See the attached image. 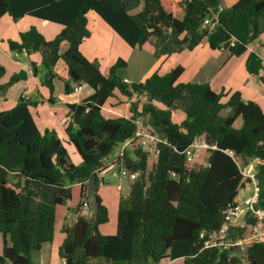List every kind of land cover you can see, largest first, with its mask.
Instances as JSON below:
<instances>
[{"label":"trees","instance_id":"1","mask_svg":"<svg viewBox=\"0 0 264 264\" xmlns=\"http://www.w3.org/2000/svg\"><path fill=\"white\" fill-rule=\"evenodd\" d=\"M223 0H0V18L9 13L15 20L31 15L61 24L62 30L47 39L36 26L10 39L11 50L38 51L45 69L44 83L54 101L55 71L59 59L68 66L70 82L88 84L94 93L88 99L69 105L68 142L81 156L72 161L67 147L55 130L41 131L32 108L39 100L21 97L16 106L0 111V234L4 248L0 264H34L45 243L53 242L57 208L72 197V186H82V201L89 179L105 159L134 136V119L143 117L151 130L167 142L160 143L159 155L151 162L146 150L130 146L124 150L123 165L139 176L121 196L114 234H102L99 225L109 221L107 206L98 192V211L79 215L65 227L60 246L64 264H171L183 257L184 264H264V243L255 242L245 257L231 249H203V230L218 229L223 210L232 202L241 184L235 160L224 149L234 150L241 162L258 157L261 195L264 207V111L258 103L243 100L239 91L216 92L208 83L179 82L183 68L166 74L154 72L143 81H124L119 59L101 70V59H88L81 44L90 36L88 12L97 13L127 43L158 58L184 49H193L204 38L214 50L227 49L232 55L248 52L249 45L264 31V0H238L218 14L213 29L203 26L208 14L218 10ZM68 45L62 52L63 45ZM251 74L264 73L262 58L249 51L246 60ZM0 64V79L5 75ZM26 71L13 74L7 85L23 80ZM118 89L129 97L146 95L131 103V117L106 118L105 101ZM228 96L225 100L224 98ZM185 114L174 120L176 111ZM223 111H226L224 114ZM241 119V125L234 124ZM204 135L217 149L207 151L206 164L192 169L183 151ZM143 173L145 179H141ZM148 180V182L146 181Z\"/></svg>","mask_w":264,"mask_h":264},{"label":"crops","instance_id":"2","mask_svg":"<svg viewBox=\"0 0 264 264\" xmlns=\"http://www.w3.org/2000/svg\"><path fill=\"white\" fill-rule=\"evenodd\" d=\"M236 1L238 0H223L222 4L224 7H229ZM31 26H36L47 39L56 37L63 28L61 24L31 15H24L15 20L9 13H5L0 18V64L5 67L6 71L0 79V111L9 110L16 106L21 97L39 100L40 103L32 108L37 126L41 131L55 130L63 143L65 142L64 145L67 147L72 161L78 164L82 160L81 156L75 146L68 142L69 137L66 132L67 124L71 121L69 105L88 99L93 95L94 89L88 84H83L82 90H76L77 84L71 81V91L66 92L65 84L70 80L69 70L65 61L59 59L55 67L58 74L55 80V100L50 101V90L44 83L45 69L42 65L41 53L38 51L11 50L9 46L8 41L10 39L20 41V34ZM88 27L91 34L81 44V51L90 60L100 58L103 72L119 59H122L126 66L122 68L124 72L120 71V73L132 83L143 81L154 72L166 74L171 69L181 66L183 72L179 82L208 83L216 92L224 90L233 93L239 91L243 100L255 101L264 111V73L251 74L246 66L249 51L256 52L264 64V31L249 45L248 52L240 56L232 55L227 49L214 50L210 48L207 38H204L193 49H184L181 52L156 58L138 46H131L92 10L88 12ZM67 46L66 44L63 45L62 52L67 49ZM131 67L136 69V74L133 73V68L129 70ZM22 70L27 72V77L7 85L10 77ZM227 98L228 96L224 99ZM135 100V96L129 97L115 89L113 95L102 106V114L106 118L131 117V103ZM176 115H179L178 121L180 122L185 118V114L179 110L174 114V120ZM236 122H240L241 125L240 118ZM203 154L207 159V153L203 152ZM204 157L199 160L201 162L206 161ZM114 158L115 155L105 159L103 167H107ZM100 178L97 192L108 208L109 221L100 224L99 230L102 234H114L117 230L118 206L123 185L118 179H116L118 181L116 186H112L109 178L104 177L106 181L102 177ZM127 184L130 185V183ZM81 201L82 186L80 183H75L72 186L71 199L57 208L53 242L45 243L41 251L33 256L34 264H64V259L60 255V246L66 237L65 227L72 226L78 216L84 214L81 208L79 212L76 211V207ZM3 248L4 238L0 234V253ZM170 263L184 264V258L172 259ZM100 264H103L101 260ZM131 264H146V262L133 260Z\"/></svg>","mask_w":264,"mask_h":264},{"label":"built area","instance_id":"3","mask_svg":"<svg viewBox=\"0 0 264 264\" xmlns=\"http://www.w3.org/2000/svg\"><path fill=\"white\" fill-rule=\"evenodd\" d=\"M225 7L223 4L218 6V10L208 14L203 20V26L213 29L218 23V14ZM124 81L130 84L127 78ZM83 84H77L75 89L82 90ZM135 99L146 100V95L135 94ZM136 130L134 136L126 140L115 153L114 160L107 166L102 167L99 176L104 179L110 175L122 182L131 183L138 176V172H132L127 169L122 162L124 150L132 146H140L146 150L150 156L151 162L157 160L159 155L160 143L167 142L159 133L152 131L149 123L141 116L134 120ZM217 145L207 141L204 135L196 137L192 143L183 151L186 156L189 169L199 164H206L199 159L204 157L209 149H217ZM225 153L231 156L238 165L241 174V184L239 185L234 198L223 210V219L220 227L215 230H203V249L216 248L220 251L231 249L243 257L247 254L248 247L255 242L264 243V207L260 205L261 185L258 177V168L262 160L258 157L249 159L243 163L238 158L237 153L232 149H224ZM106 181V180H105ZM119 185V186H121ZM83 215L91 214L90 203L83 200ZM90 213V214H89Z\"/></svg>","mask_w":264,"mask_h":264},{"label":"water","instance_id":"4","mask_svg":"<svg viewBox=\"0 0 264 264\" xmlns=\"http://www.w3.org/2000/svg\"><path fill=\"white\" fill-rule=\"evenodd\" d=\"M141 179H145V176L143 173H140ZM97 192V178L96 174H93L91 178L88 181L87 189H86V196L89 198L91 203V208L94 213V219L96 218V214L98 211V203L95 200V193Z\"/></svg>","mask_w":264,"mask_h":264},{"label":"rangeland","instance_id":"5","mask_svg":"<svg viewBox=\"0 0 264 264\" xmlns=\"http://www.w3.org/2000/svg\"><path fill=\"white\" fill-rule=\"evenodd\" d=\"M152 56V55H151ZM124 68V67H123ZM133 67H131V68H129V70H131ZM124 72V69H120L119 70V72ZM133 73H135L136 74V69H134L133 68ZM226 111H223L222 113L224 114ZM180 119V117H179V115H176L175 116V120L177 121V122H180V121H178ZM240 125V122H236V126H239ZM64 144H65V142H64ZM66 144H69L68 142H66ZM70 145V144H69ZM118 151H119V149L117 150V151H115L114 153H112L111 155H110V158H112V157H114V155H115V153H118ZM74 156V155H73ZM207 157V156H206ZM74 158H75V156H74ZM204 159H206L205 157H204ZM106 177L107 178H109L110 179V184L112 185V186H116V183L118 182L117 180H116V178H114V177H112V176H110V175H106ZM147 182H148V180H146ZM122 185H123V189H122V195L121 196H126L127 194H128V191H129V184H127V183H125V182H122ZM100 260L104 263V260H102V259H97L95 262L96 263H100ZM242 264H249V262L246 260V259H244L243 260V262H242Z\"/></svg>","mask_w":264,"mask_h":264}]
</instances>
